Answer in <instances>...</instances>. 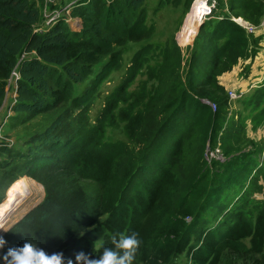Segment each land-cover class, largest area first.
<instances>
[{
  "label": "trees",
  "instance_id": "1",
  "mask_svg": "<svg viewBox=\"0 0 264 264\" xmlns=\"http://www.w3.org/2000/svg\"><path fill=\"white\" fill-rule=\"evenodd\" d=\"M146 1L76 0L70 16L82 25L71 30L62 18L45 24L44 0H0V105L17 65L11 121L47 115L19 147L0 143V189L23 175L44 191L0 233L6 241L0 256L29 240L76 264L77 252L98 258L101 241L111 247L113 234L136 232L141 243L134 264H176L183 253L189 264H220L230 255L264 264V201L249 203L241 194L223 203L231 188L247 182L252 188L264 179V156L261 162L256 157L261 145L243 144L241 121L225 126L226 102H213L223 91L217 76L246 58L254 43L240 24L227 16L201 24L206 77L193 68L196 47L187 62L173 40L143 44L130 59L128 78L95 119L88 115L102 81L121 67L123 48L151 36ZM229 8L254 25L264 15V0H230ZM143 71L150 86L143 82L129 91ZM255 92L250 102L258 111L251 120L258 126L264 123V83ZM116 120L128 142L104 139ZM218 147L223 160H209L207 152ZM205 212H221V219L209 225Z\"/></svg>",
  "mask_w": 264,
  "mask_h": 264
},
{
  "label": "rangeland",
  "instance_id": "2",
  "mask_svg": "<svg viewBox=\"0 0 264 264\" xmlns=\"http://www.w3.org/2000/svg\"><path fill=\"white\" fill-rule=\"evenodd\" d=\"M52 0L47 2V7L45 14L47 17H54L55 14L51 13L52 11H57L56 19H67L68 26L71 30H79L81 28L82 22L77 17L70 16V10L75 5L76 0ZM83 1V0H78ZM161 1V4L159 2ZM147 0L145 4V21L146 24L153 27L151 36L148 39L141 40L138 42H129L123 48V59L121 67L118 70H115L110 73V75L105 78L96 94L94 95L93 102L89 108L88 115L90 119L93 120L96 118L100 108L105 103L106 97L111 93V91L120 83L125 81L129 76V65L132 55L145 43H151L156 45L158 43H171L173 40L177 42L181 51L182 57L188 62V58L193 56V49L195 48V56L193 61V68L199 74L200 77H206L207 67L204 63L206 58V52L201 48V39H198L203 30H201L202 23L204 22L206 26L210 23H213L221 16H227L233 21L240 24L245 30H247L248 36L254 41L249 45V55L246 58H243L238 61V63L229 71L223 72L217 76V84L222 87V92H217L215 100L213 102L216 104V100H224L226 102L225 108V126L231 122L241 121L243 136L242 143L245 144L246 141L253 140L257 144L261 145V152L256 156L258 162L263 160L264 156V123L255 126L252 122V116L258 111V108L253 109V102H250L251 97L255 95V91L260 85L264 83V15L259 19V21L252 25L249 21L245 20L243 17L238 16L239 11L230 10V0H213L209 4H213L212 15L208 20L203 22H197L194 24V14H191V4L188 8L185 7V0H180L178 4H175L173 0ZM70 2H73L72 4ZM63 11H60L61 9ZM194 8V5L192 6ZM191 15V16H190ZM46 16H44L46 18ZM190 17V23L188 19ZM238 20V19H240ZM47 19V18H46ZM56 20V21H57ZM55 21V22H56ZM208 21V22H207ZM203 23V26H204ZM196 45V46H194ZM156 53L153 54L151 59V65L155 64ZM187 63L181 69L182 79L185 76V69ZM226 77L228 79L224 80ZM148 77L143 74H138L130 83L129 91L135 90V88L143 82H147ZM147 87L150 86V82H147ZM140 85V86H141ZM229 91L235 92L236 95H239L236 98H231L229 96ZM11 101V97L8 96L0 106V141L5 142L6 145L13 144V146H8L9 148H16L21 145L23 138L30 133L34 132L37 128L39 129L47 115L39 114L31 119L22 121L21 123H16L11 121L10 117L13 115V111L10 116L8 112L10 108L8 107ZM210 102L211 108L214 110L215 104ZM257 104V102H256ZM264 107V100L260 104L259 108ZM4 122V123H3ZM29 138V137H28ZM104 139L106 141H116L123 140L127 141L128 139L124 133L123 123L115 121L114 124L108 125L105 128ZM242 144V145H243ZM215 149H218V152L215 153ZM213 152V153H212ZM209 153V154H208ZM216 156V157H215ZM208 159L217 158L223 160L224 156L222 155V149L220 147L214 148L212 151L207 152ZM264 163V160L262 161ZM27 179L30 193L18 203L15 208L7 215L4 222L0 225V233L3 229L8 228L12 225L17 219L24 214L28 209L33 205L39 203L44 196V191L42 186L30 179L27 176L20 175L13 183H10L8 186L4 185L0 189V211L3 209L6 202L9 200V194L13 191L16 186L12 187L19 183L21 186L24 181ZM6 183V182H5ZM257 186L250 188L248 182L245 183L242 187H238L236 190L230 192L223 198L224 206H227L232 202L234 196L243 195L248 199L249 203H254L256 201H264V179L263 176H259L256 180ZM94 186L90 184L89 191L92 193ZM241 198V197H240ZM236 200V198H235ZM237 204V202H235ZM3 205V206H2ZM213 210V208H211ZM221 212H216L211 214L210 212H205L203 218L209 221V225H213L218 219H221ZM208 225V226H209ZM247 241V240H246ZM230 260H225L220 264H246L244 261H237L233 258L232 255L228 257ZM176 264H189V256L185 253L179 255L175 259ZM2 264V261H0Z\"/></svg>",
  "mask_w": 264,
  "mask_h": 264
},
{
  "label": "clouds",
  "instance_id": "3",
  "mask_svg": "<svg viewBox=\"0 0 264 264\" xmlns=\"http://www.w3.org/2000/svg\"><path fill=\"white\" fill-rule=\"evenodd\" d=\"M4 230V229H3ZM7 231V230H5ZM6 241L0 236V247ZM111 247H106L101 241L97 248L98 258L90 259L83 251L74 256L76 264H134L137 250L141 243L138 233H116L110 237ZM2 264H73V259H66L62 252L47 253L44 249L25 240L22 246L8 248L3 256H0Z\"/></svg>",
  "mask_w": 264,
  "mask_h": 264
},
{
  "label": "built area",
  "instance_id": "4",
  "mask_svg": "<svg viewBox=\"0 0 264 264\" xmlns=\"http://www.w3.org/2000/svg\"><path fill=\"white\" fill-rule=\"evenodd\" d=\"M51 1L52 0H44V2H45V8L43 9V15L44 16H46L45 11H46V7H47L46 5H48L47 2H51ZM212 1L213 0H193L192 1L191 8L196 2H198L199 3V6H198L199 9L202 8V11L205 12L204 14H202V13L199 14L200 18H199V20L197 22H201V21L203 22L204 20H208L211 17L213 4H209V2H212ZM70 3L72 4L73 2H70ZM191 8H190V10H191ZM63 10L64 9L62 8L60 11H63ZM51 13L55 14V16L54 17H50V18L46 16L47 19L45 18V24H47L49 26L52 25L57 20L56 19L57 11H52ZM219 18H221V17H219ZM65 21L68 22L67 19H65ZM240 21H242L241 18H240ZM36 30H41V28L39 27ZM18 80H19V72H18V68H17V65H16L12 69V71L10 72V75H9V77L6 80V85H5V88H4V97H3L2 103L4 102V100L8 96L11 97V101H10V103L8 105V107L10 108V111L8 112V115L6 117L10 116L11 112L13 111L12 107H13V105L16 102ZM229 96L231 98H236L239 95H236L235 92L229 91ZM1 127H2V125H1ZM1 127H0V130H1ZM0 143H2V141H0ZM2 144L6 145L5 142L2 143ZM6 146H11V145L9 143V145H6ZM217 152H218V149H215V153H217Z\"/></svg>",
  "mask_w": 264,
  "mask_h": 264
},
{
  "label": "bare ground",
  "instance_id": "5",
  "mask_svg": "<svg viewBox=\"0 0 264 264\" xmlns=\"http://www.w3.org/2000/svg\"><path fill=\"white\" fill-rule=\"evenodd\" d=\"M199 3L196 2L194 4V8H191V14L193 13L194 18V24H196V21L199 20V14H204L205 12L202 11V8L199 9ZM191 16V15H190ZM240 20V19H238ZM188 22L190 23V17L188 19ZM13 183V182H12ZM17 187V186H16ZM29 185L27 179L24 181V183L21 186H18L9 194V200L5 203L3 209L0 211V225L4 222L7 215L15 208V206L20 203L27 195H29ZM27 198V197H26Z\"/></svg>",
  "mask_w": 264,
  "mask_h": 264
},
{
  "label": "crops",
  "instance_id": "6",
  "mask_svg": "<svg viewBox=\"0 0 264 264\" xmlns=\"http://www.w3.org/2000/svg\"><path fill=\"white\" fill-rule=\"evenodd\" d=\"M229 72V71H228ZM228 79V77H226L224 80ZM14 144V143H13ZM13 144H11L13 146Z\"/></svg>",
  "mask_w": 264,
  "mask_h": 264
},
{
  "label": "water",
  "instance_id": "7",
  "mask_svg": "<svg viewBox=\"0 0 264 264\" xmlns=\"http://www.w3.org/2000/svg\"><path fill=\"white\" fill-rule=\"evenodd\" d=\"M12 183V182H11Z\"/></svg>",
  "mask_w": 264,
  "mask_h": 264
}]
</instances>
